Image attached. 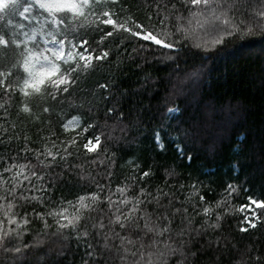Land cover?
<instances>
[{
    "label": "snow or ice",
    "instance_id": "1",
    "mask_svg": "<svg viewBox=\"0 0 264 264\" xmlns=\"http://www.w3.org/2000/svg\"><path fill=\"white\" fill-rule=\"evenodd\" d=\"M143 7L141 18L123 0H0V264H60L73 241V252L83 249L78 264H223L225 256L227 264H264L251 237H235L264 224V198L234 203L242 184L229 181L209 200L201 181L176 175L168 184L171 172L153 184L155 165L133 161L134 172L115 187L111 170L93 174L92 165L115 160L130 134L157 118L152 109L184 88L173 84L153 106L156 81L145 76L135 91L147 92L148 103L126 108L130 90L111 76L83 96L86 75L113 57L109 71L151 60L179 74L195 49L199 63L184 72L183 85L240 42L259 37L264 52V0H145ZM83 27L98 31L95 47L73 34ZM167 126L169 135L188 138L182 121ZM66 173L81 181L71 198L56 195Z\"/></svg>",
    "mask_w": 264,
    "mask_h": 264
},
{
    "label": "trees",
    "instance_id": "2",
    "mask_svg": "<svg viewBox=\"0 0 264 264\" xmlns=\"http://www.w3.org/2000/svg\"><path fill=\"white\" fill-rule=\"evenodd\" d=\"M123 2L131 6V12L137 17L145 15V0ZM73 34L77 39L87 36L93 42V47L99 35L95 27H83ZM251 39L256 43L240 42L215 59L205 61L207 68L195 83L184 82L181 85L184 72L199 63L195 49L185 57L187 64H181L179 74L173 70V64L151 60L142 68L125 63L109 71L108 64L113 63V57V61L101 65L98 71L82 78L79 88L83 96H89L95 82H103L104 77L119 79L122 86L130 90L126 108L133 105V101L136 106L148 103L147 92L135 91L145 76H151L156 81L150 83V87L158 90L151 98L153 106L158 99L165 97L166 92L171 91L173 84L184 88L179 98L170 97L167 104L158 110L155 107L152 109L157 118L146 124L142 123L138 134L134 130L115 160L109 159L104 165L97 161L92 165L93 174L98 172L103 176L106 171L111 170V180L115 187L122 177L134 172L135 161L142 168L147 165L158 166L154 168L157 174L153 178V184L163 182L164 176L171 172L175 175L168 179V184L176 182V175H179V182L185 184H191L192 180L201 181L209 200L216 199L221 187L229 181L243 185L234 197L236 204L245 202L248 195L264 198V52L260 50L259 37ZM114 42L119 43L115 36L107 40V46L114 50ZM15 99L19 100V96ZM176 106L180 108L179 112L168 111ZM52 118L56 120L55 111ZM144 118L148 120L147 110ZM176 121H182L190 129L187 139L169 135L170 128L167 124H174ZM158 124L159 128L156 127ZM38 127L39 124H36L31 128L34 139ZM156 132L160 133L165 145L163 149L155 139ZM177 145L180 147L177 148ZM189 152L190 158L186 155ZM58 179L60 183L56 188L57 196L71 198L74 193L81 191V181L75 174L66 173ZM100 182L103 183L104 179ZM187 192L186 188L183 194L186 195ZM236 215L239 217L240 213L237 212ZM227 223L233 224L235 221L229 220ZM34 231H39V228L34 226ZM241 236L251 237L254 240L253 251L264 253V224L248 234H240L238 231L235 233L236 239L239 240ZM31 239L32 236L29 235L26 242ZM73 248L74 241L68 253L57 257L60 264H78L83 249L73 252ZM221 259L223 264H227V256Z\"/></svg>",
    "mask_w": 264,
    "mask_h": 264
},
{
    "label": "rangeland",
    "instance_id": "3",
    "mask_svg": "<svg viewBox=\"0 0 264 264\" xmlns=\"http://www.w3.org/2000/svg\"><path fill=\"white\" fill-rule=\"evenodd\" d=\"M170 112H174V111H170ZM157 141V140H156ZM158 145H160V143H162V140L157 141ZM160 147V146H159Z\"/></svg>",
    "mask_w": 264,
    "mask_h": 264
}]
</instances>
